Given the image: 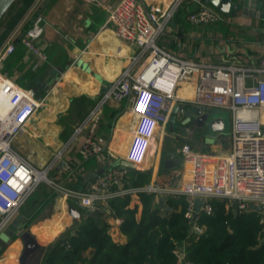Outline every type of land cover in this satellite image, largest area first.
Wrapping results in <instances>:
<instances>
[{"label":"crops","instance_id":"0c3cea01","mask_svg":"<svg viewBox=\"0 0 264 264\" xmlns=\"http://www.w3.org/2000/svg\"><path fill=\"white\" fill-rule=\"evenodd\" d=\"M43 1H34L20 21L16 35L32 16L37 5ZM99 1L45 0L43 34L37 41L45 58L39 59L24 44L12 58L10 71L1 70L19 85L34 89L37 97L44 100L43 107L30 119L21 138L15 143L21 153L28 156L33 163L43 164L51 157L53 150L63 144L69 146L61 158H51L50 162H54L49 171H39L44 174L41 180L45 186L40 185L0 231V264H21V253L24 249L32 257L46 251L41 263L44 264L58 241L63 239L68 242L85 218L91 216L92 210L82 206L80 199L74 194L85 192L93 182L91 178L101 168L107 170L113 166L122 167L123 157L110 153L107 142L113 128L130 124L131 104L125 99L106 100L103 97L129 65L131 57L138 49L117 37L115 25L107 21V12L100 4L105 1L115 3L117 0ZM144 1L149 4L159 0ZM250 2L252 7L248 12H244L242 6H236L228 13L210 3L220 11L222 19L208 25L190 23L187 14L192 6L185 3L168 24L159 45L183 57H204L216 65H255L264 52V0ZM9 45L11 49V43ZM79 62L82 64L78 65ZM191 95L192 93L189 94ZM171 117L175 121L169 120L165 126L159 128L146 160L135 169L150 170L149 182L142 186H132L129 181L135 177L132 174L135 170L128 171L121 188H115L120 191L112 198L117 203L125 195L131 194L129 206L138 207L137 219L142 212L138 193L148 192L144 187L157 180L166 182L174 170L184 167V161L178 152L182 143L189 142L199 151L226 153L230 150L231 144L227 151H223L216 144L210 148L207 146L205 139L208 126L205 124L203 128L202 124L197 127L180 113H172ZM86 120L89 122L88 127L95 131L104 146L99 154L88 158L80 153L85 132L74 138V131ZM156 145L157 149L152 152ZM153 155L154 159L150 160ZM52 169L53 174L50 171ZM49 174L58 190L52 187L53 181L48 177ZM161 196L155 194V205L159 204ZM112 199L98 216L109 224L108 234L112 240L124 244L128 238L121 231L123 219L113 215L114 211L109 204ZM70 204L79 210L80 214L76 216L78 218H73L70 213ZM201 225L205 231L206 225ZM262 230L264 231L263 226ZM25 231L30 232L26 246L21 239ZM198 235L201 234L190 232L189 238L191 240ZM190 240L184 241L178 247H183L188 252ZM90 253L91 250H88L85 255L89 256Z\"/></svg>","mask_w":264,"mask_h":264},{"label":"built area","instance_id":"2783aa9c","mask_svg":"<svg viewBox=\"0 0 264 264\" xmlns=\"http://www.w3.org/2000/svg\"><path fill=\"white\" fill-rule=\"evenodd\" d=\"M185 3L192 6L187 14L192 24L208 25L222 19L208 0L100 3L107 12V21L115 25L117 37L138 49L103 97L129 101L132 116L128 126L113 128L107 150L140 166L159 128L169 122L175 105L227 108L232 112L229 152L199 151L184 142L178 148L184 167L174 170L166 182L157 180L144 189L159 195L184 196L191 233L203 234L199 219L212 212L213 198L235 204L237 212H256L264 228V52L255 65H216L204 57H183L163 48L159 40ZM42 21L43 16L36 17L23 42L43 60L45 54L37 44L43 34ZM19 24L0 46V66ZM43 105L44 100L36 97L34 89L19 85L0 69V227L12 220L44 182L37 172L49 168L39 169L15 146ZM88 123L86 120L74 131V138L85 132L80 148L84 158L104 148ZM127 172L123 166H113L91 182L85 192L74 195L82 206L103 211L108 201L120 193L115 188H121ZM173 252L177 264H194L186 257L185 248L177 246Z\"/></svg>","mask_w":264,"mask_h":264},{"label":"trees","instance_id":"16d2710c","mask_svg":"<svg viewBox=\"0 0 264 264\" xmlns=\"http://www.w3.org/2000/svg\"><path fill=\"white\" fill-rule=\"evenodd\" d=\"M34 1L14 0L10 5L0 18V45ZM44 2L37 5L11 40V49L2 59V71H10L11 60L17 49H22L28 28L46 11ZM132 174L135 175L129 181L132 186L149 182L150 170H135ZM138 196L142 203L139 219L138 207L129 206L131 194L118 203L113 199L109 202L113 215L123 219L121 231L128 238L126 243L112 240L109 224L101 217L87 216L68 242L58 241L44 264H177L173 250L190 240L184 196L162 195L157 205L153 192H140ZM211 205L212 212L202 214L199 219L207 228L197 238H191L186 257L194 264H264V231L256 212H236L226 199L213 198ZM88 250H91L89 256L85 255Z\"/></svg>","mask_w":264,"mask_h":264},{"label":"water","instance_id":"95a60500","mask_svg":"<svg viewBox=\"0 0 264 264\" xmlns=\"http://www.w3.org/2000/svg\"><path fill=\"white\" fill-rule=\"evenodd\" d=\"M208 1L212 5L218 7L219 10H221L222 12H225V13L230 12L232 10V8L236 7V6H240V7L242 6L244 12H248L250 7H252L250 0H208ZM253 1L257 2L258 0H253ZM13 2H14V0H0V18L5 14V12L8 10V8L10 7V5ZM10 32L5 37L4 41L6 40V38L10 34ZM81 64H82V62L78 63V65H81ZM178 112L180 114H183L184 116H186L187 119L191 120V123H195V124H198V123L203 124L204 123L205 124L207 122V120L211 117L212 108L207 109L204 107H199L197 105H191V106L175 105L172 109V113L175 114ZM206 125L208 126L207 123H206ZM223 126H224V123H223V120L221 118H214L212 121H210V128L212 130H216L218 132H221ZM122 166L124 168H126L128 171H134L137 168V166L128 163L124 159L122 160ZM106 171H107L106 169L101 168L100 170L97 171L96 174H94V176L91 178V181H94L99 175H101L102 173H104ZM232 207L235 208V204H232ZM69 211L72 214V216H74V217L79 216V214H80L79 210H77L76 207H74L71 204L69 205ZM101 213H102V210L96 209V210L92 211L90 215L91 216H98ZM29 236H30L29 231H25L21 236V239L24 241L25 246L28 245ZM3 245H4V243H3ZM43 257H44V253H42L36 257H32L28 254V251H26L24 249L21 253V258H22L21 264H41L43 261Z\"/></svg>","mask_w":264,"mask_h":264},{"label":"rangeland","instance_id":"374dc122","mask_svg":"<svg viewBox=\"0 0 264 264\" xmlns=\"http://www.w3.org/2000/svg\"><path fill=\"white\" fill-rule=\"evenodd\" d=\"M38 112V111H37ZM211 118V119H210ZM208 120H207V124H208V131L206 132V139L205 141L207 142V146L210 148V146H212L213 144H216V145H219L223 151H227L228 150V147H229V144L230 143V139H231V129H232V112L227 109V108H222V107H214L212 108V114H211V117H210ZM214 118H221L224 122V126L222 128V131L221 132H218L216 130H212L210 128V121H212ZM178 121V120H176ZM205 123V125H206ZM199 125H201V123H198L196 124V126L198 127ZM203 125L204 123L202 124V128H203ZM189 126L191 127V125L189 124ZM207 127V125H206ZM181 128L185 129L184 126H182ZM201 129V128H200ZM21 136V135H20ZM19 136V137H20ZM18 137V138H19ZM21 138V137H20ZM18 140V139H17ZM16 140V141H17ZM16 143V142H15ZM65 143V142H63ZM169 144V143H168ZM64 146V148H63ZM69 145H65L63 144L62 146H60L59 148L53 150V153L51 154V157L45 161V163H38V165H41V166H38L37 164L33 163L36 167H38L39 169H46L47 167H52L53 166V162H50L51 158L52 160L53 159H58V158H61L63 156V153H64V150L68 148ZM231 146V145H230ZM26 149H27V146H25ZM60 148H63V149H60ZM59 149V150H58ZM154 149L156 150L157 149V145L154 146L152 148V152L154 151ZM28 151V150H27ZM59 152V153H58ZM58 153V154H57ZM154 159V155L150 157V160H153ZM35 160V159H34ZM36 162V161H35ZM55 166V165H54ZM49 171V169L51 168H47ZM51 171V174H53V169L50 170ZM48 177L53 181V185L52 187H55L57 188L58 190V186L57 184L54 183V180L51 178L52 175L50 176V174L48 175ZM161 182V181H160ZM41 186H45V183H41ZM62 190V189H61ZM65 190H63L64 192ZM161 195H167V193H161ZM7 225V224H6ZM5 224L3 226L0 227V231L4 228Z\"/></svg>","mask_w":264,"mask_h":264},{"label":"bare ground","instance_id":"6f19581e","mask_svg":"<svg viewBox=\"0 0 264 264\" xmlns=\"http://www.w3.org/2000/svg\"><path fill=\"white\" fill-rule=\"evenodd\" d=\"M68 80H69V79H68ZM59 89H60V88H59ZM190 93H191V92H189L188 95H189ZM37 175H38V178H39V179H43V177H44V174H43V173H40L39 171L37 172ZM65 207H66V206H65V204H64V209H65ZM65 211H66V210H65ZM66 212H67V211H66ZM73 218H78V217L75 216V217H73Z\"/></svg>","mask_w":264,"mask_h":264}]
</instances>
